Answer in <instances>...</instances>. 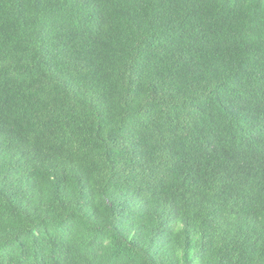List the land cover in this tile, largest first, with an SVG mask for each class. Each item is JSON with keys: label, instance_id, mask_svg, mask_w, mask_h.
Here are the masks:
<instances>
[{"label": "trees", "instance_id": "trees-1", "mask_svg": "<svg viewBox=\"0 0 264 264\" xmlns=\"http://www.w3.org/2000/svg\"><path fill=\"white\" fill-rule=\"evenodd\" d=\"M0 264H264V0H0Z\"/></svg>", "mask_w": 264, "mask_h": 264}]
</instances>
